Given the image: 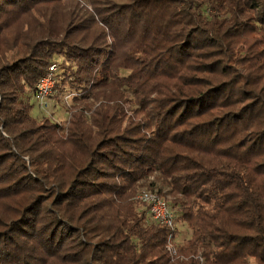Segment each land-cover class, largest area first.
Segmentation results:
<instances>
[{
  "label": "trees",
  "instance_id": "obj_1",
  "mask_svg": "<svg viewBox=\"0 0 264 264\" xmlns=\"http://www.w3.org/2000/svg\"><path fill=\"white\" fill-rule=\"evenodd\" d=\"M0 264H264V0H0Z\"/></svg>",
  "mask_w": 264,
  "mask_h": 264
},
{
  "label": "built area",
  "instance_id": "obj_2",
  "mask_svg": "<svg viewBox=\"0 0 264 264\" xmlns=\"http://www.w3.org/2000/svg\"><path fill=\"white\" fill-rule=\"evenodd\" d=\"M58 70L56 64H52L45 76L36 85L33 99L38 103L40 109L49 115L57 108L54 95L56 91V77ZM136 199L147 206V213L152 222L167 226L173 231H177V215L170 204L156 192L143 189L138 193ZM176 236L171 234L168 238V251L172 257L177 256Z\"/></svg>",
  "mask_w": 264,
  "mask_h": 264
},
{
  "label": "rangeland",
  "instance_id": "obj_3",
  "mask_svg": "<svg viewBox=\"0 0 264 264\" xmlns=\"http://www.w3.org/2000/svg\"><path fill=\"white\" fill-rule=\"evenodd\" d=\"M207 14V13H206ZM61 62V61H60ZM123 75H128V71H124L123 72ZM69 87V86H67ZM72 89V88H71ZM67 90H69V88H67ZM59 94V93H58ZM57 94V95H58ZM72 94V93H70ZM70 94L69 95H64L62 94V98L63 99H60L61 100V106L60 107L62 110H56L55 112H53L52 114H48V113H45V114H48L49 116H52L54 115V117H52V119L54 121H58L60 123H63V124H66L67 121H68V117H69V114L67 112V110L69 109V103L70 102ZM56 98V94H55V97ZM56 101V100H55ZM32 106H33V109H32V114L35 116V117H39L41 115V111L39 109V105L38 103L33 99L32 100ZM55 113V114H54ZM47 115V116H48ZM146 189V188H144ZM177 215V214H176ZM176 241L178 242V244H183L185 243L190 237H191V234H192V231L188 228L187 224L181 222V221H178L177 220V229H176ZM172 258H177V257H172Z\"/></svg>",
  "mask_w": 264,
  "mask_h": 264
}]
</instances>
